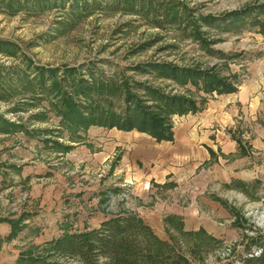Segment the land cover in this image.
Instances as JSON below:
<instances>
[{"label":"rangeland","instance_id":"obj_1","mask_svg":"<svg viewBox=\"0 0 264 264\" xmlns=\"http://www.w3.org/2000/svg\"><path fill=\"white\" fill-rule=\"evenodd\" d=\"M73 1L0 0V78L9 77L11 72V78L0 80V167L6 162L13 167L12 182L4 184L0 177V264H14L23 250L42 247L58 236L62 232L60 223L68 217L74 222V230H83L99 227L113 213L127 212L139 214L171 245L176 256L164 264H242L241 258L249 256L248 239L258 232L264 234V33L258 27L242 33L211 32L212 39L221 40L213 43V49L237 54L229 60V66L239 74L240 84L237 92L209 96L202 111L190 113L207 119L218 113L215 104L228 99L236 103L238 116L229 118L233 120L227 128L235 129L232 137L240 149L246 144L250 150L249 163L244 166L249 173L245 185L249 192L244 193L238 181L227 183L231 180L226 173L234 168L230 165L238 153L227 156L231 160L226 161L221 152L217 164L211 160L196 169L197 158L180 161L182 165L178 167L186 169L174 175L176 180L169 184L173 188L168 192L166 188L159 189L154 181L140 180L131 169L134 163L137 171L141 161L140 156L133 162V146L148 134L142 133L145 137L139 135V139L136 131L118 136L115 129L98 132L95 128H104L99 126L71 134L61 125L51 98L30 87L33 66L85 69L93 64L114 73L148 60L203 67L219 60L184 38L177 28L162 31L132 13L98 8H91L89 14L78 13L71 8ZM95 1L98 0H88ZM187 1L205 15L264 3ZM139 45L144 46L138 49ZM126 75L184 92L172 82L142 76L131 69ZM258 101L257 109L250 107L249 102ZM177 117L182 116L175 117L174 127L185 122L182 119L180 123ZM225 122L215 120V128L225 126ZM56 141L75 147L62 153L53 144ZM217 165L223 175L216 178L212 168ZM209 202H215L224 215L210 208ZM228 205L236 212L230 211ZM21 214H27L28 228L8 239L11 226L6 219H18ZM172 216L180 218L182 228L168 222ZM252 248V252L259 253L254 245Z\"/></svg>","mask_w":264,"mask_h":264},{"label":"trees","instance_id":"obj_2","mask_svg":"<svg viewBox=\"0 0 264 264\" xmlns=\"http://www.w3.org/2000/svg\"><path fill=\"white\" fill-rule=\"evenodd\" d=\"M71 8L83 14H89L91 8L132 13L162 31L177 28L184 38L191 39L199 49L219 60L205 67L180 65L164 59L148 60L114 73L93 64L86 65L85 69L69 65L58 68L33 66L30 87L51 98V107L61 125L73 135L99 126L145 133L157 142L173 141L176 116L202 111L209 96L238 91L240 76L229 66V60H234L237 54L213 49V43L221 40L212 39L211 32L214 30L218 35L242 33L247 28L258 27L264 33L263 2L206 15L198 13L187 0H98L93 3L74 0ZM128 69L162 82H172L184 92H174L127 76ZM3 78H11V72L9 77L0 80ZM53 144L62 153L75 147L59 141ZM242 191L249 192L245 185H242ZM227 207L236 212L235 207ZM26 216L21 214L18 219H6L11 226L8 239L16 238L28 228ZM168 222L177 228L183 227L178 216L170 217ZM73 223L69 217L64 219L59 225L62 232L58 236L42 247L23 250L14 264H164L176 256L173 257L171 245L135 212L113 213L97 228L74 230ZM252 245L259 250L258 254L252 252ZM246 249L249 256L241 258L242 264H264V234L258 232L255 237H250Z\"/></svg>","mask_w":264,"mask_h":264},{"label":"crops","instance_id":"obj_3","mask_svg":"<svg viewBox=\"0 0 264 264\" xmlns=\"http://www.w3.org/2000/svg\"><path fill=\"white\" fill-rule=\"evenodd\" d=\"M249 105L250 107H254L257 109L259 107V101L254 102V104L252 102H249ZM213 107H215L214 109L217 110L218 113L211 114V117L207 119L203 116H193L197 115L198 113L177 117V119H180V123L182 119L185 120V122H183L182 125H175V139L173 141L157 142L152 137H147V135L144 134L146 136L145 137L142 133H140L139 135H143L145 138L142 139L141 143L134 144L132 150V153H134L135 151L136 154V157L132 158L133 162L137 160V157L141 156V161L140 164H138L137 171L134 163H131V169L135 171L134 173L136 175L140 176V180L145 181L148 179L149 181H154L157 185L160 186L159 189L166 188V190L170 192V188L173 187L170 186L169 188V184L173 183V180H176L174 178V175H177V172L181 171L182 169H186V167H178L177 164L180 163V165H182L180 161L189 162L192 159L197 158V161L195 163L196 165L194 166V168L196 169L199 168L203 163L211 160H215L214 164H217V160H220V158H222L221 153L225 154L226 161L231 160V158L227 156L238 153V156L233 159L230 165L234 168L226 173L229 177V180H231L227 183L229 184L231 182L238 181L241 184L246 185L248 183L247 180L249 173H247V169L246 167L244 168V166L246 163H249L247 157L250 154V150L246 144L245 148L240 149L237 141H235L232 137V133L235 132V129L231 128V126L227 128L230 121L233 120L229 118H233L237 115L238 110L236 112V103L228 99V101L226 100V102L224 103L215 104ZM225 108L228 109L225 111ZM223 119L227 120V122L224 123L225 126L221 125V128H215L214 121H221ZM95 129L98 132H101L100 129L105 130V128ZM132 132L133 131L128 133ZM117 133L118 136H123L122 134H125L126 132L117 130ZM90 134L91 131L89 129V136ZM139 135L136 136L138 137V139ZM197 152H199V154H197ZM6 164L0 167V177L3 179L4 184H6L7 181L12 182L11 178H13V175L10 171L11 168L13 169V167L9 165L10 163L6 162ZM140 165H142V167H140ZM184 165L186 164L184 163ZM239 167H241L242 170L236 171L235 168ZM212 174L216 178L223 175L221 173V168L219 165L212 168ZM20 178L22 179V177ZM23 186L24 184H22L21 181V190ZM8 189L10 190L11 186ZM5 195H9V192ZM208 205L210 208H213L215 211L219 212L221 216L224 215V212H222L218 208L215 202H209ZM183 221L184 223H186L187 219L183 218Z\"/></svg>","mask_w":264,"mask_h":264},{"label":"bare ground","instance_id":"obj_4","mask_svg":"<svg viewBox=\"0 0 264 264\" xmlns=\"http://www.w3.org/2000/svg\"><path fill=\"white\" fill-rule=\"evenodd\" d=\"M137 135H139L140 133H138L137 131L135 132ZM233 195H236L237 197L239 196V195H237V194H235V193H233Z\"/></svg>","mask_w":264,"mask_h":264}]
</instances>
